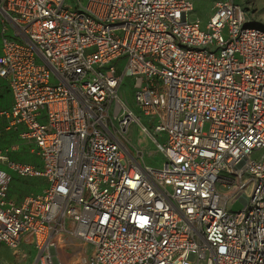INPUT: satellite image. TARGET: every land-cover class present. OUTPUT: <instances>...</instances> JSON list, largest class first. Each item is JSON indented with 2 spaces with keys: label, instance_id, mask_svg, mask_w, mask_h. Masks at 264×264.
Listing matches in <instances>:
<instances>
[{
  "label": "built area",
  "instance_id": "2783aa9c",
  "mask_svg": "<svg viewBox=\"0 0 264 264\" xmlns=\"http://www.w3.org/2000/svg\"><path fill=\"white\" fill-rule=\"evenodd\" d=\"M74 1L0 0V136L40 160L0 149V244L31 241L36 264H264V27L241 0L205 22L192 0ZM14 175L46 187L19 202Z\"/></svg>",
  "mask_w": 264,
  "mask_h": 264
},
{
  "label": "rangeland",
  "instance_id": "374dc122",
  "mask_svg": "<svg viewBox=\"0 0 264 264\" xmlns=\"http://www.w3.org/2000/svg\"><path fill=\"white\" fill-rule=\"evenodd\" d=\"M218 1L219 0H192V16L200 19L201 21H207L212 15L214 7ZM83 2L86 3V0ZM72 4H75L74 0H72ZM241 4L247 12L249 18L255 24L264 27V0H241ZM128 89L125 91L126 96H128L129 93ZM5 92L6 90L4 88V84L1 83L0 103L3 102V98L4 100L7 99H5ZM127 99L129 102V98ZM139 137V127H131L129 140H131V143L136 145L138 148L140 147L138 144L140 139ZM143 141L144 143L142 144V148L144 150L145 163L153 167L160 166L162 163V157L160 154L156 153V148L152 141L149 138L148 141L145 138ZM8 146H16L18 150L16 153H11L9 155L10 160L31 166L40 165V160L36 156L34 144L32 142H22L19 138L17 139V137L12 136V134L1 135L0 149ZM44 187H46V180L44 177L27 178L14 175L12 177L11 195L15 200L20 202L29 195L40 193ZM242 207V202L237 200L231 205V211L237 212L241 210ZM35 257L36 253L31 241H23L16 249H10L4 245H0V264H35Z\"/></svg>",
  "mask_w": 264,
  "mask_h": 264
},
{
  "label": "crops",
  "instance_id": "0c3cea01",
  "mask_svg": "<svg viewBox=\"0 0 264 264\" xmlns=\"http://www.w3.org/2000/svg\"><path fill=\"white\" fill-rule=\"evenodd\" d=\"M1 83H3L4 84V88H5V90H6V92H5V95H6V97H5V99L6 100H4V98H3V102L2 103H0L1 105H5V106H1L0 105V107L1 108H9L10 107V105H11V102H12V98H11V96H10V94H9V92H8V90H7V86H6V84H5V82H4V80H2V79H0V84ZM6 103H8V104H6ZM2 122H3V120H2V118H0V125H1V129H2ZM4 135L5 134H12V136H15V137H17V139H18V135H17V133L16 132H4L3 133ZM2 134V135H3ZM19 141V140H18ZM20 141H22V140H20ZM22 142H27V141H22ZM29 142V141H28ZM6 148V147H5ZM18 150H16V152H17ZM16 152H14V153H16ZM23 241H28V240H23ZM22 241V242H23Z\"/></svg>",
  "mask_w": 264,
  "mask_h": 264
},
{
  "label": "bare ground",
  "instance_id": "6f19581e",
  "mask_svg": "<svg viewBox=\"0 0 264 264\" xmlns=\"http://www.w3.org/2000/svg\"><path fill=\"white\" fill-rule=\"evenodd\" d=\"M35 148V147H34ZM35 151H36V148H35ZM11 186H12V182H11ZM45 188V187H44ZM22 243V242H21ZM0 245H2V244H0ZM3 246V245H2ZM5 246V245H4ZM7 247V246H6ZM9 248V247H8ZM10 249H12V248H10ZM8 264V263H7ZM35 264H36V257H35Z\"/></svg>",
  "mask_w": 264,
  "mask_h": 264
}]
</instances>
